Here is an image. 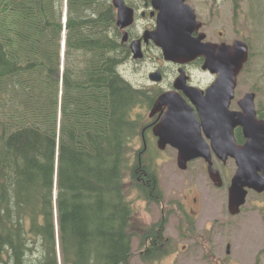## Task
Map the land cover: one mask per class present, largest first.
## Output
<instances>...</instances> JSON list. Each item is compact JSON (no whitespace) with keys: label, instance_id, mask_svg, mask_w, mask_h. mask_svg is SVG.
<instances>
[{"label":"trees","instance_id":"trees-1","mask_svg":"<svg viewBox=\"0 0 264 264\" xmlns=\"http://www.w3.org/2000/svg\"><path fill=\"white\" fill-rule=\"evenodd\" d=\"M68 5L61 71L63 0H0V264H130L134 239L152 263L169 213L138 229L128 201L165 203L151 147L132 159L152 95L126 77L110 0Z\"/></svg>","mask_w":264,"mask_h":264},{"label":"water","instance_id":"water-1","mask_svg":"<svg viewBox=\"0 0 264 264\" xmlns=\"http://www.w3.org/2000/svg\"><path fill=\"white\" fill-rule=\"evenodd\" d=\"M159 11L157 30L148 35L161 47L168 61H189L199 56L205 57L204 69L217 72V82L208 89L205 97L195 88H183L192 102L202 101L198 106L201 123L197 121L193 109L184 103L176 93H164L155 102L151 116L168 106L161 121L154 127L159 138L158 148L164 150L168 145L178 150L177 162L186 169L189 161L203 158L208 164L211 179L216 185L218 172L213 168L211 150L223 161L235 160L237 171L232 179L230 211L233 215L240 212L246 203L248 190L264 192V119L257 118L255 95L247 94L240 101V111H230L236 87V78L248 61V46L243 41L234 45L201 43L203 35L193 39L191 34L198 31L201 24L196 21L194 11L184 0H152ZM118 9V25L126 27L132 22V10L121 0H114ZM134 46V45H133ZM202 96V97H200ZM203 127L211 146L201 134ZM242 128L246 142L238 145L234 130ZM229 252V248H228Z\"/></svg>","mask_w":264,"mask_h":264},{"label":"rangeland","instance_id":"rangeland-1","mask_svg":"<svg viewBox=\"0 0 264 264\" xmlns=\"http://www.w3.org/2000/svg\"><path fill=\"white\" fill-rule=\"evenodd\" d=\"M194 2L198 5L202 20L206 22L211 33L225 30L228 38H234V31H241V35L249 39L252 57L247 68L259 70L264 74V0H234V4L240 6L237 18H233L232 0H217L216 4L210 1ZM146 68L148 67H143L137 72L144 73ZM133 77L132 74L130 79ZM135 79L139 81L141 77L137 74ZM263 94L259 97L264 104ZM140 112L148 119L149 109L143 108ZM149 146L150 155L145 153V156L149 164L151 161L165 203L163 206L149 204L141 200L134 191L128 200L134 214L133 225L145 229L158 223L165 212L169 213L165 237L171 240V247L161 259L144 263L139 256V241L134 239V256L130 264H264V195L258 196L250 192L241 214L231 216L225 211L227 200L224 194L212 190L202 160L191 163L188 170L183 171L177 167L176 150L167 147L161 152L156 141L151 138L147 141V151ZM133 148H143L141 137L134 142ZM137 152H132L134 161ZM229 164L233 166L232 162ZM186 196L202 199L204 207L197 218L193 217L192 225L188 223L189 227L183 230L180 216L171 205L186 202ZM228 245L229 254L226 251Z\"/></svg>","mask_w":264,"mask_h":264},{"label":"flooded vegetation","instance_id":"flooded-vegetation-1","mask_svg":"<svg viewBox=\"0 0 264 264\" xmlns=\"http://www.w3.org/2000/svg\"><path fill=\"white\" fill-rule=\"evenodd\" d=\"M123 1L126 2L127 5L132 7L135 13L134 23L132 25L125 29H121L117 26L119 32L117 33V35L119 36L120 44H126L130 51V61L127 69V72H130H126V77L136 89L152 95V103L149 107H146L149 109V114L157 98L164 93L171 92L176 93L173 95H178L184 101V103H186L193 109L197 121L201 123L202 121L198 106L201 105L202 101H198L197 104L192 102L191 99L186 95L184 89L178 88L176 86L177 84H179L183 88H195L199 92H202V96L205 97L208 89L211 88L218 80L217 72L211 71L210 69H204L206 59L203 56H199L189 61H168L164 57L162 48L158 47L155 42L148 37V35H150L157 26L156 20L158 10L154 7L152 0ZM194 1H210L212 4L217 3V0H215V2L213 0H185V2L194 9L197 20L200 21L201 24L200 29L198 31H194L191 34L193 39H196L199 36L203 35L204 38L202 39L201 43L216 45H221L222 43L233 45L236 41L243 40L249 47L250 57L252 56V45L248 38L241 35V31H237V33L234 31V38H228L226 36L227 32L225 30L211 33V31L207 28L206 22L202 20L198 5ZM232 3V11L234 12L233 18H237L240 6L237 3L234 4V0H232ZM235 24L236 23H234V25ZM125 33H127L126 39L124 38ZM135 42L138 43L142 50L143 58L141 59H136L132 55L131 44ZM150 66L151 68H149ZM143 67H148L146 68V72H137V70L139 69L142 70ZM132 74L134 75V77L130 79ZM137 74L141 77V80L139 81L135 79V76ZM240 86L241 93H239ZM248 93H254L256 108L260 107L259 109H257L258 118L264 119V104L260 101L259 97L260 94L264 93V74L259 70H249L247 68V65H245L243 70L237 77V87L236 90H234L235 98L230 104V109L238 111L240 108L239 100ZM140 107H145V105H141ZM167 109L168 106L164 105L159 113H156L153 116L148 114V119L146 120L143 128L140 129V136H142L141 138L147 136V138H151L152 141H156L157 143L158 139L154 136L153 129L155 125L161 121L164 112ZM201 134L205 139H207L203 127H201ZM234 137L238 145L245 144L246 138L244 137L242 128L238 127L234 130ZM212 159L214 162L213 167L219 173V177L216 178V182L220 184V187L216 186L213 183L214 181L208 175L210 184L212 185L211 188L212 190L224 194L227 200L225 211L227 212V214L231 215L228 208L229 189L231 187L232 179L237 171L235 160L228 158L226 161H223L219 159L218 156L213 152ZM229 162H232V167L230 166ZM205 166L206 168H208L207 165ZM250 192L257 194L258 196L264 195V192L258 193L255 191H249L248 196ZM186 199H188L186 200V202L182 201L181 203H179V205L182 206L184 210L183 213L189 221L188 223L191 224V221H194L193 217L197 218L201 214L204 203L203 200L198 198L197 196H194L192 198L186 196Z\"/></svg>","mask_w":264,"mask_h":264}]
</instances>
